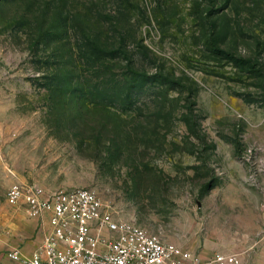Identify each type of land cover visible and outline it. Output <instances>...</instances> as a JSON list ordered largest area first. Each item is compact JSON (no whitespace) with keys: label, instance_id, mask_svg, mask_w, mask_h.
Segmentation results:
<instances>
[{"label":"rangeland","instance_id":"374dc122","mask_svg":"<svg viewBox=\"0 0 264 264\" xmlns=\"http://www.w3.org/2000/svg\"><path fill=\"white\" fill-rule=\"evenodd\" d=\"M63 1L0 0L4 217L34 224L7 204L14 184L87 188L116 219L193 252L263 237L264 0ZM56 10L76 16L64 53L83 32L126 52L99 70L71 64L59 94L46 89L52 50L37 45ZM133 72L150 83L124 106L112 88L91 94Z\"/></svg>","mask_w":264,"mask_h":264},{"label":"built area","instance_id":"2783aa9c","mask_svg":"<svg viewBox=\"0 0 264 264\" xmlns=\"http://www.w3.org/2000/svg\"><path fill=\"white\" fill-rule=\"evenodd\" d=\"M6 201L37 221L42 235L31 254L20 248L8 253L16 264H240L236 255L217 252L202 257L116 219L91 189L49 191L17 183L8 190Z\"/></svg>","mask_w":264,"mask_h":264},{"label":"trees","instance_id":"16d2710c","mask_svg":"<svg viewBox=\"0 0 264 264\" xmlns=\"http://www.w3.org/2000/svg\"><path fill=\"white\" fill-rule=\"evenodd\" d=\"M61 2L62 5L60 6H63L64 1L61 0ZM49 20L50 16L48 15L47 17H43L42 22L47 25ZM70 22H76V16L74 14H64L62 11L56 10L50 27L44 30H42V28L39 29L40 39L37 41V45L41 46L42 44L44 48L52 50L50 57L55 60L53 63L56 65V72L45 78L48 81V87H46V89L50 90L52 93L59 94V92H64L68 82H72V80L75 79L70 69L71 64L76 66V62L78 61L79 64L83 63V65L88 68L87 71L99 70V66H105V62L110 64L111 62L120 60L126 55L124 48H122L123 46L110 49V46L102 40L100 35L93 32H83L81 41L73 46V48L69 47L66 53H64L62 50L65 47V40H68ZM132 75V77H118V81L111 80L98 84L94 87L91 94L94 97L105 100L104 98L108 94L109 89L112 88V90L118 92V94L116 100H111L110 104H120L124 106L127 100L123 99L122 96L125 95V97L130 98L133 91H141L150 83L149 77L140 74V72H133ZM80 85L82 84L80 83ZM77 89H79V91L85 90L83 85L78 86Z\"/></svg>","mask_w":264,"mask_h":264},{"label":"crops","instance_id":"0c3cea01","mask_svg":"<svg viewBox=\"0 0 264 264\" xmlns=\"http://www.w3.org/2000/svg\"><path fill=\"white\" fill-rule=\"evenodd\" d=\"M6 209H9V207H6ZM31 221L34 224L30 225L29 228H25L21 225L19 219L8 220L4 217L3 208L0 210V264H16L8 257V253L14 249L20 248L23 252L29 254L38 247L39 239L35 238L38 222ZM44 227L49 228V224L45 223ZM252 233L256 232L250 230L238 231L236 234H240V237H237L235 241L237 244L230 245L224 241L222 243L216 242L208 252H199V254L202 257H209L214 252H219L226 255H236L240 258V264H264V236L254 241L251 240Z\"/></svg>","mask_w":264,"mask_h":264}]
</instances>
